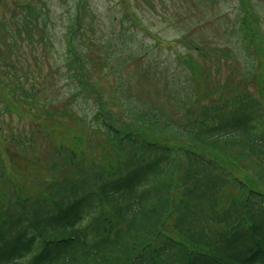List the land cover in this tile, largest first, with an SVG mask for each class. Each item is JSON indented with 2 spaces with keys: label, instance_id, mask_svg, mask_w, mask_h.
<instances>
[{
  "label": "trees",
  "instance_id": "16d2710c",
  "mask_svg": "<svg viewBox=\"0 0 264 264\" xmlns=\"http://www.w3.org/2000/svg\"><path fill=\"white\" fill-rule=\"evenodd\" d=\"M14 6L17 23L15 30L7 32L9 48L17 45L19 51L23 42L44 45L45 38L41 35L37 40L33 34L40 25V7ZM242 8L244 16H236L235 24L223 31V47L228 49L222 52L223 47L216 43L209 56L217 67L228 61L225 57L242 62L247 73H239V77L246 83L245 89L234 92L239 77L234 79L233 74L221 87L209 91L194 54L203 57L202 46L191 38L186 40L188 46L182 43L186 51L172 53L171 59L156 53V62H149L156 75L173 88L184 109L183 122L168 125L149 106L126 108L116 116L106 112L105 117L106 105L97 99L93 130L102 134L103 144L121 152L126 147L132 157L123 158V164L118 162L115 167L98 165L108 170L99 178L86 173L85 178L65 177L52 184L59 195L55 202L46 200L44 192L34 205L15 198L0 220V264H264V50L250 40L254 35L252 10L246 5ZM42 24L43 31L45 20ZM78 27L85 31V25L78 23ZM8 28L2 23L0 34ZM93 45L103 61L108 58L103 62L106 77L118 75L111 70L112 50L118 45L105 38ZM67 49L63 53L66 66L60 68L61 63L55 62V69H59V80L73 84V94L82 89L81 82L86 87L90 84L88 64L92 68V60L78 51V46L72 52ZM33 60L38 70L30 74L18 69L11 56L0 58V73L9 85L4 89L23 105L18 108L13 103L21 111L18 117L32 119L31 123L38 125L34 130L48 137L44 122L55 113L47 101L39 103L45 92L44 75L39 72V57ZM172 79L179 84L187 80L190 87L176 89ZM121 86L122 79L116 91L119 103L114 107L126 104ZM227 90L231 96L225 94ZM11 112L0 107V122ZM127 119L129 123L123 127ZM143 126L146 132H136ZM147 130L161 139L170 135L177 139L173 144L155 141ZM70 141L64 135L58 138L55 151L66 155V164L73 161L76 171L86 165L88 171L91 160L80 153L81 139ZM16 143L34 144L26 137H18ZM93 145L89 144L90 149ZM230 184L237 195L220 204L218 195ZM178 191L182 197L175 202Z\"/></svg>",
  "mask_w": 264,
  "mask_h": 264
},
{
  "label": "rangeland",
  "instance_id": "374dc122",
  "mask_svg": "<svg viewBox=\"0 0 264 264\" xmlns=\"http://www.w3.org/2000/svg\"><path fill=\"white\" fill-rule=\"evenodd\" d=\"M12 1L15 5L24 3L40 7V25L33 34L37 40L42 35L45 38V44L38 42L37 45L31 46L23 42L19 51L17 45L9 48L7 32L15 30L17 22L15 6L11 5L10 0H4L3 4H0V25L4 23L9 28L0 34V58L11 56L18 69L28 70L30 74H33V71L38 70L33 59L37 60L39 57L42 65V70L39 72L42 71L45 83L43 88L45 92L41 95L39 103L47 101L46 105L50 104V110L55 114L44 122L48 137L36 132L34 128L38 125L31 123L32 119L21 120L18 117L21 111L15 108L13 103L18 108H22L23 105L4 89L3 86L9 85L7 78L0 73V107L12 111L4 115L0 122V220L9 204L16 201L15 198H24L28 200L27 203L34 205L39 197L45 194L46 200L55 202L59 195L52 184L57 185L65 177H74L78 180L86 173L87 176L99 178L101 175H107L108 170H103L98 165L109 163L111 167H115L118 162L123 164L120 162L123 158L132 157V152L128 153L126 147H123L121 152L119 149H113L112 145L103 144L102 134L93 130L96 125L94 118L98 113L96 112L97 99H100L101 104L104 101L106 111L102 113L105 114L107 112L111 115L112 111L116 116V113L121 114L126 108L138 110L140 107L149 106L157 110L168 125L176 126L175 124L183 122L184 109L177 102L173 88L164 82L162 76L156 75V69L149 62H156V53L171 59L172 53L186 51L185 46H188L186 40L191 38L202 46L204 56L199 57L196 53L194 54L199 65L198 70L206 79L205 85L211 92L216 86L221 87V84L233 74L236 75H234L236 79L241 73H247L242 62L225 57L228 61L217 67L213 61H210L209 56L212 46L216 43L223 47L226 40L223 31L235 24L236 16L238 19L244 16L242 5L249 6L252 10L250 14L251 23L254 25V35L250 40L264 50V0ZM43 20H45V26L42 31ZM78 23L85 25V31L84 27H78ZM78 31H81L79 35H77ZM83 32H87L84 37H82ZM12 36L13 41L16 40V35ZM104 38L112 45L114 43L118 45V49H113L114 53L111 55L113 63L111 70L115 69L118 72L116 76L110 74L106 77L107 69L103 62L106 63L108 58L103 61L100 50L93 45L103 43ZM160 38L162 40H159ZM184 42L185 46L182 45ZM77 46L78 51H84L83 54L92 60V68L88 64L92 77L90 76L88 87L81 82L82 89L72 94L73 84L68 86L63 80L58 79L59 69H55V62L58 65L61 63L60 68L66 66V61L63 59L64 51L68 52V47L72 52ZM222 49V52H225L228 48ZM173 72L175 74V68ZM73 75L79 80L75 70ZM120 79H122L121 87L127 98L122 108L114 107L119 103L116 91ZM172 82L176 89L187 86L188 90L190 87V83L188 84V81L184 79L182 84H179L176 79H172ZM235 83L234 92L245 89L246 83L240 77ZM83 93L87 94L80 96ZM230 93L231 91L228 90L225 92L227 96H231ZM50 100L51 103H49ZM105 114L103 115L108 117ZM128 117L132 118L130 114ZM11 118L16 119L17 122L12 123ZM36 119L43 121L40 117ZM127 123H129L128 119L123 127ZM127 128L131 130L130 127ZM145 128L143 126L136 132L140 130L146 132ZM63 135L69 141L81 139L80 153H85L91 160L88 171L87 165L84 169L79 168L76 171L73 161L70 165L66 164L68 160L66 155L55 151L54 144H57L58 138L61 140ZM150 135L153 136V140L158 139L166 144H173V140L177 139L173 135L163 139L151 133ZM18 137H23L24 140L26 137L34 144L31 147L19 146L16 143ZM90 143L94 144L92 147L94 149H90ZM77 156L69 157V159ZM236 195V187L232 184L226 185L218 195V200L221 204L235 198ZM181 197L182 194L178 191L175 194V202Z\"/></svg>",
  "mask_w": 264,
  "mask_h": 264
}]
</instances>
